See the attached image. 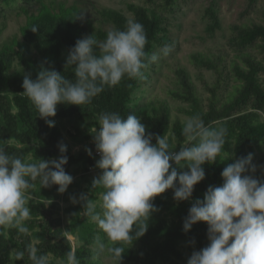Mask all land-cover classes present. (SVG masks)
Listing matches in <instances>:
<instances>
[{
  "label": "trees",
  "instance_id": "obj_1",
  "mask_svg": "<svg viewBox=\"0 0 264 264\" xmlns=\"http://www.w3.org/2000/svg\"><path fill=\"white\" fill-rule=\"evenodd\" d=\"M17 1L0 0V4L10 7ZM21 1L37 3L38 8L36 12L24 10L27 20L20 28V36L4 43L0 50V144L7 141L6 151L28 162L59 159L60 146L65 145L68 158L66 173L73 177L72 168L78 164H82L85 172L89 173L90 167H96L99 160L92 147L95 142L91 129L99 130L100 114L118 112L125 119L133 115L135 93L148 82V76L144 70L142 79L125 76L117 86H106L90 104L59 105L56 116L50 118L54 127H49L23 95L25 75L36 80L38 72L44 67L74 81L72 69L66 70L65 65L69 50L76 41L92 35L98 42L103 41L109 31L124 30L129 20L144 26L147 35L145 52L151 56L157 46L169 44L165 13L173 12L180 0H145L153 7L129 3L127 9L132 17L120 10H99L114 30L95 26L78 3ZM219 10L218 0H212L205 10L207 30L212 36L222 27ZM3 18L5 10L0 7V34L6 28ZM33 28L37 31L33 32ZM232 32V47L238 60L229 62V53L225 49L217 54L195 52L190 56L194 66L215 74L214 83L208 87L207 99L203 98L192 75L183 65L175 69L176 88L170 91L174 99L189 105L190 109H182L185 113L190 116L199 114L206 126L227 128L224 150L214 164L205 165V179L196 185L190 200L177 202L172 189L154 199L148 230L139 239L123 245L122 259L115 258L121 264H187L191 257L188 251H200L210 241L206 223L200 222L186 233L183 228L185 218L196 200H204L209 187L222 186L224 167L251 154L252 163L256 166L254 176L264 180V11L259 22L234 24ZM255 51L263 57H258ZM137 113L145 125L146 135L152 134L153 144L156 143V136L165 135L172 151L178 152L185 144L183 122L172 119L167 102L154 99ZM63 120L72 122L74 131L70 134L74 140L90 142L91 154L85 152L77 156L73 153V147L60 124ZM172 167L178 173L188 171L174 164ZM246 174L253 175L251 171ZM34 183L35 187L29 190L30 218L24 222L28 231L21 233L17 227L8 229L0 225V264H33V251L38 256L48 255L49 264H66V253L70 250L75 252L79 264H102L98 252L93 249L101 242V231L82 215L84 208L79 199L85 195L97 202L101 189H94L93 181H90L88 193H84L73 189L76 186L73 181L61 194L57 185L42 188L39 180ZM72 197L79 202L72 203ZM97 210H100L98 204ZM66 216L70 220L68 225ZM69 234L75 238V243ZM18 252H22L23 256L17 258Z\"/></svg>",
  "mask_w": 264,
  "mask_h": 264
},
{
  "label": "clouds",
  "instance_id": "obj_2",
  "mask_svg": "<svg viewBox=\"0 0 264 264\" xmlns=\"http://www.w3.org/2000/svg\"><path fill=\"white\" fill-rule=\"evenodd\" d=\"M146 44L144 26L132 20L124 30L109 31L103 41L98 42L95 35L79 39L69 50L65 65L66 70L72 69L74 81L42 67L36 80L25 75L23 95L38 117L54 127L50 118L56 116L59 105L90 104L106 86H117L125 76L142 79L149 63L171 51V45L165 44L149 56ZM98 124L99 130L93 128L91 133L100 155L96 167L101 174L93 180V188L101 189L100 210L87 196L79 199L82 215L107 238V244H99L100 251L121 260L123 245L148 230L156 197L172 189L177 202L192 198L196 185L205 179V165L214 164L222 154L228 130L206 126L199 114L190 116L182 127L185 144L177 152L171 150L166 135L156 136L153 144L152 134L146 135L145 125L133 115L125 119L118 112H103ZM7 143L0 144V225H12L25 233L28 228L24 221L30 217L29 190L35 187L34 182L39 180L42 188L57 185L63 194L73 177L65 171V145L60 146L59 159L28 162L10 155ZM252 161L249 154L227 164L222 171V186L209 187L204 200H196L189 209L184 231L190 232L194 225L204 222L210 243L194 251L187 264H264V180L255 178ZM173 163L179 168L186 166L188 171L178 173ZM249 171L253 175H247ZM71 200L77 203L75 197ZM22 256V252L17 253V258ZM31 260L33 264H49L48 255L38 256L34 251ZM66 264H79L73 250L66 253Z\"/></svg>",
  "mask_w": 264,
  "mask_h": 264
},
{
  "label": "rangeland",
  "instance_id": "obj_3",
  "mask_svg": "<svg viewBox=\"0 0 264 264\" xmlns=\"http://www.w3.org/2000/svg\"><path fill=\"white\" fill-rule=\"evenodd\" d=\"M46 1H62L68 5L78 3L81 8L85 10L86 14L92 18L95 26H102L108 30H114V26L103 19L98 12L99 10H102L103 8L120 10L127 16L132 17V14L127 9L129 3L153 7V5L148 4L145 0ZM211 1L212 0H180L173 12L165 13L171 51L167 56L161 55L158 60L152 62L151 65L144 70L145 74L148 76V82L135 93L133 116L140 119V115L137 112L140 111L143 105H147L156 99L165 101L169 104L172 111V119L174 121L179 119L184 122L190 117V115L182 111V109H190V107L187 103L174 99L170 94V91L176 88L175 69L179 65H183L187 68L192 75L194 82L198 86V89L202 93L203 98L207 99L209 94L208 87L214 83L215 74L212 71L202 70L194 66L190 60L191 54L195 52L217 54L222 49H225L229 53V62L238 60L237 52L232 47V26L234 24L242 25L259 22L262 19V13L264 11V0H255L254 4L252 3V0H218L222 27L214 36L210 35L207 30L208 19L205 15V10L209 7ZM0 7L5 10V18H3L2 21L6 26L3 33L0 34L1 50L4 43L15 36H20V28L27 20V15L24 13V10L27 9L30 12H36L38 4H26L23 1L18 0L17 3L10 7H7L4 4H0ZM162 47L163 46H157L154 53H158L159 49ZM255 53L258 57H263L259 51H255ZM17 68L19 69L18 66H16V69ZM231 82L234 83L233 80ZM60 124L68 141L73 147L74 154L78 156L81 153L89 152L88 150L91 148V144H89L90 142H80L72 138L70 132L74 130L71 121L63 120ZM185 168L187 167L185 166L183 169ZM93 169V172L86 173L82 164L75 165L72 168L73 181L76 183V186L73 188L74 190L88 193L90 181L98 178L101 174V170L97 167H93ZM76 200L78 203L79 199ZM30 203L31 199L27 203L28 207ZM96 203L99 205L100 201L98 200ZM65 219L66 224L68 225L70 220L67 216ZM11 226L12 225H7L8 229H10ZM100 231L99 238L101 242L99 244H107L105 234L102 230ZM69 237L74 243L76 242L71 234H69ZM99 244L94 245L93 249L98 252V258L101 260L102 264H121L106 250L101 252ZM194 251L199 250L196 249ZM194 251H188L189 255L191 256Z\"/></svg>",
  "mask_w": 264,
  "mask_h": 264
},
{
  "label": "built area",
  "instance_id": "obj_4",
  "mask_svg": "<svg viewBox=\"0 0 264 264\" xmlns=\"http://www.w3.org/2000/svg\"><path fill=\"white\" fill-rule=\"evenodd\" d=\"M93 149H94V153H95V155L98 157V158H100V155L97 153V151H96V148H95V144L93 145ZM94 171V169H93V167H90V172H93Z\"/></svg>",
  "mask_w": 264,
  "mask_h": 264
}]
</instances>
